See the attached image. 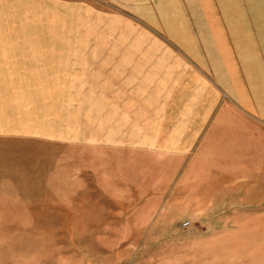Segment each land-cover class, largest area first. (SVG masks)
<instances>
[{
  "label": "rangeland",
  "instance_id": "obj_1",
  "mask_svg": "<svg viewBox=\"0 0 264 264\" xmlns=\"http://www.w3.org/2000/svg\"><path fill=\"white\" fill-rule=\"evenodd\" d=\"M90 1L0 0V264L227 261V211L188 218L192 204L166 202L181 171L159 152L165 140L155 155L96 121Z\"/></svg>",
  "mask_w": 264,
  "mask_h": 264
},
{
  "label": "crops",
  "instance_id": "obj_2",
  "mask_svg": "<svg viewBox=\"0 0 264 264\" xmlns=\"http://www.w3.org/2000/svg\"><path fill=\"white\" fill-rule=\"evenodd\" d=\"M85 12L104 136L148 139L155 155L165 140L181 171L166 202L192 204L188 218L228 212L216 264H264V0H91Z\"/></svg>",
  "mask_w": 264,
  "mask_h": 264
},
{
  "label": "built area",
  "instance_id": "obj_3",
  "mask_svg": "<svg viewBox=\"0 0 264 264\" xmlns=\"http://www.w3.org/2000/svg\"><path fill=\"white\" fill-rule=\"evenodd\" d=\"M188 222L187 221H183V222H181V226L183 227V228H187L188 227Z\"/></svg>",
  "mask_w": 264,
  "mask_h": 264
}]
</instances>
